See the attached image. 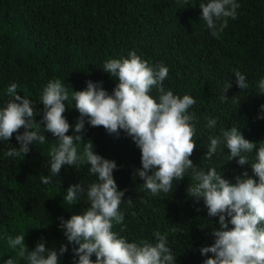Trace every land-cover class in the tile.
<instances>
[{"label": "trees", "instance_id": "obj_1", "mask_svg": "<svg viewBox=\"0 0 264 264\" xmlns=\"http://www.w3.org/2000/svg\"><path fill=\"white\" fill-rule=\"evenodd\" d=\"M238 3L236 18H228L223 31L212 35L200 19L198 0H0V103L9 98L7 85L15 81L18 94L33 101L34 120L39 121L43 108L39 92L49 79L59 78L72 90L83 89L88 80L98 81L111 92L116 81L102 70L103 62L135 50L150 64L162 62L168 67L165 88L195 99L190 108L196 117L195 146L189 157L194 164L201 166L207 136L222 126L235 124L244 138L254 143L264 140V118H257L264 94L256 92V81L264 73V0ZM234 69L245 75L247 89L236 85ZM227 82L230 86L221 103ZM70 88L62 115L72 125L80 114L72 107ZM207 117L217 118L214 129L205 127ZM71 132L70 127L66 134ZM118 133L90 126L85 119L82 141L76 142L79 153L83 141L91 140L96 153L117 164L113 178L124 190L122 200L131 198L132 204L121 203L124 219L114 223L113 230L137 242L152 240L155 230L168 232L176 264H202L212 254L201 256L199 248L213 242L218 217L207 214L202 198L187 194V176L173 181L168 193L152 195L142 188L143 181L135 176L139 149L122 130ZM45 137L46 144L33 142L20 156L3 155L18 147L15 133L0 141V233L24 234L29 250L41 240L45 248L55 250L64 244L66 251L58 262L73 264L74 245L58 227V218L78 214L87 201L82 194L68 205L62 197L70 184L79 180L86 184L95 177L81 161L62 166L50 184L41 183V175H52L48 148L55 143L50 132ZM223 158L214 154L213 164L221 166L230 183L245 171L253 175L249 164L238 165L236 158L223 162ZM8 256L26 264L18 250L0 240V261Z\"/></svg>", "mask_w": 264, "mask_h": 264}, {"label": "clouds", "instance_id": "obj_2", "mask_svg": "<svg viewBox=\"0 0 264 264\" xmlns=\"http://www.w3.org/2000/svg\"><path fill=\"white\" fill-rule=\"evenodd\" d=\"M198 4L200 19L212 35L223 31L228 18L235 19L240 7L238 0H198ZM102 70L116 81L111 92L98 81L88 80L83 89L72 90L59 78L49 79L39 92V104L43 105L39 121L34 120L33 101L18 94L15 81L7 85L9 98L0 103V141H7L15 133L18 142V147L8 148L4 156L23 155L33 142L46 144L45 132H50L55 137L48 148L47 164L52 175H41V183L50 184L62 166L81 161L95 177L86 184L80 180L70 184L62 197L68 205L82 194L87 201V207L78 214L58 218V227L74 245L73 264H176L177 256L169 245L168 232L155 230L152 240L137 242L113 230V224L124 219L121 203L131 205L132 200H122L124 190L118 189L113 178L117 168L114 160L96 153L91 140L83 141L78 153L76 142L82 141L85 119L90 126H103L108 133L122 130L131 138L140 152L135 176L150 194L171 192L173 181L188 177L187 194L202 198L207 214L217 216L219 223V228L212 230L213 242L199 248L201 256L212 254L202 264H264V140L254 143L244 138L235 124L222 126L218 133L207 136L203 144L206 151L201 166H197L189 158L195 146L196 117L190 110L195 99L164 87L168 67L162 62L150 64L135 50H129L127 56L106 59ZM233 73L236 85L247 89L245 75L238 69ZM229 86L228 82L224 86L221 103ZM68 88L72 107L80 114L72 125L62 115L69 100ZM256 89L264 94V73L257 79ZM259 109L257 118H264V103ZM216 125V117L206 118L205 127L214 129ZM21 127L23 130L17 131ZM70 127L71 134H66ZM214 154L223 155V162L236 158L238 165L249 164L253 175L245 171L230 183L222 176L221 166L218 169L213 164ZM0 240L18 250L26 264H59L58 256L66 251L64 244L58 250L45 248L43 240L29 250L24 234L19 233H0ZM0 264H17V260L8 256Z\"/></svg>", "mask_w": 264, "mask_h": 264}]
</instances>
